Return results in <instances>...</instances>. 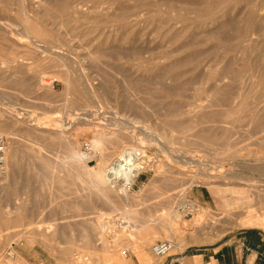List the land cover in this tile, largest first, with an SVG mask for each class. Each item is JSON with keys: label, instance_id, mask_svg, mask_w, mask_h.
Instances as JSON below:
<instances>
[{"label": "rangeland", "instance_id": "obj_1", "mask_svg": "<svg viewBox=\"0 0 264 264\" xmlns=\"http://www.w3.org/2000/svg\"><path fill=\"white\" fill-rule=\"evenodd\" d=\"M0 116L8 155L18 145L0 264L125 263L127 220L149 248L263 232L264 0H0ZM93 148L105 169L141 151L126 194L98 181ZM215 190L261 208L227 217ZM180 198L193 209L178 233L156 229Z\"/></svg>", "mask_w": 264, "mask_h": 264}, {"label": "crops", "instance_id": "obj_2", "mask_svg": "<svg viewBox=\"0 0 264 264\" xmlns=\"http://www.w3.org/2000/svg\"><path fill=\"white\" fill-rule=\"evenodd\" d=\"M16 159L17 155L15 159L10 160L12 174L15 171ZM192 197L199 203L204 200L201 192L193 193ZM161 224H164V222H157V225L153 226L164 233L165 230L161 227ZM146 227L142 229H146ZM251 228H244L233 233L220 244L203 248H193L191 246L181 248L180 245H176L171 241L172 249L168 255L156 258L149 249V243L154 239L153 236H150V234H135V231L142 230L137 225L132 228L125 227L122 229L121 234H117L115 242L119 247L124 246L126 248V255H123L126 262L123 263L118 256V260L112 262V264H264V258L261 256V252L264 250V230L260 232L255 230L259 228ZM178 239L181 240V236ZM120 254L122 255V253Z\"/></svg>", "mask_w": 264, "mask_h": 264}, {"label": "bare ground", "instance_id": "obj_3", "mask_svg": "<svg viewBox=\"0 0 264 264\" xmlns=\"http://www.w3.org/2000/svg\"><path fill=\"white\" fill-rule=\"evenodd\" d=\"M96 114H98V112ZM25 115L28 117L27 114H25ZM79 117H78V119H79ZM0 118H1V116H0ZM35 121H36V119H32V117H30L29 118V121H28L29 122V125L32 126L33 128L38 127V125H37V123ZM71 121L73 123L74 122V119H72ZM99 124H102V122H100ZM60 125H62V124H60ZM61 127H63V126H61ZM105 130H106V128H104V130H102V131L101 130H99V131H101L102 133H104V132H106ZM107 131H108V129H107ZM1 133L5 134V132L3 130H0V134ZM94 134L96 135V134H99V133L97 132V133H94ZM9 137H11V136H9ZM11 139H14V137H11ZM147 141H149V142H156L157 141V137H155L154 135H151V137L149 138V140L147 139ZM92 144H94V143H92ZM11 145H12V148L10 147L11 148V153H10V150H9V155H8V147H7V153H6V157L8 158V171H7V173L8 172L9 173L6 174V176L4 178L6 179L7 182L10 181V177H11L10 160H12V158L15 159V153L18 152V148H17L18 145H17V143L15 141H13ZM94 145H96V143ZM95 148H96V146H95ZM72 149H74V148H72ZM93 151H94V152H92L93 154L94 153L97 154V155L99 154L98 157H100V159H99V162L100 163L97 162L96 164H98V163L99 164L96 165V167H94V168L91 169V171H95L93 169H96V175H97L98 181H102L103 182V180H104L107 187H108V183L107 182H109L110 184H113V183H116V182H121V186H119L121 188H119V190H120V192L122 194H126L127 193L126 192V189L129 188V186H131V184L133 182H135L134 181L135 178L139 175L138 174L139 173V169H140L139 167L141 165L140 164V161H139L140 160L139 157H141V151H138L137 150L135 152L133 151V152H129V153L126 152L124 154L122 153V155L120 157H118L117 159H115L110 164V166L107 168L108 170L105 169V159L101 155V150L97 148V149H94ZM80 156H81V159L79 158L80 159L79 160L80 163L85 167V169H88V167L86 165V161L88 159H90V158H88L87 156H83V157H82V155H80ZM106 170H107V177H106V172H105ZM85 174L87 176L91 177V172L90 171L85 170ZM106 180H107V182H106ZM93 184L95 185L96 183H93ZM97 188L101 192L104 190V187L103 186H97ZM213 194L220 199V201L222 202L223 206L226 208V211H225L224 215L227 216V217H229V216H235L236 218H240V217H242V215L241 214H238V213L241 212V211H244V210H246V213H247L246 216L247 217H252V215H254L255 210L261 208V207H259V204L260 203H254V202H252L251 199H250V197H247L246 199H244L242 201H239V200L234 199L232 197V195H230L228 193H225L222 190H215L213 192ZM179 200L181 202L179 203L178 209H171L170 212H169L168 217L166 216V219L168 220V223H169L168 224V227H164V225L161 224L162 225L161 227H163L164 230L167 231L168 233H171V232L172 233L173 232L174 233H178V228H179V226H178V220L180 221V219L184 215L191 216L192 209H193V206L191 205L192 203L188 204L187 201L182 200V198H180ZM117 215H119V214H117ZM161 221H162V219H161ZM123 226L126 227V228L127 227H131L132 228L135 225H132L128 221H123ZM213 226H211V227H213ZM102 227L105 228V226L103 224H102L101 228Z\"/></svg>", "mask_w": 264, "mask_h": 264}, {"label": "built area", "instance_id": "obj_4", "mask_svg": "<svg viewBox=\"0 0 264 264\" xmlns=\"http://www.w3.org/2000/svg\"><path fill=\"white\" fill-rule=\"evenodd\" d=\"M7 147V138L4 135L0 134V179L5 177L7 173ZM149 249L154 257L162 258L167 256L172 249V242L170 240L155 241ZM121 253L124 256L126 255L125 250H123ZM261 256L264 258V250L261 252Z\"/></svg>", "mask_w": 264, "mask_h": 264}]
</instances>
